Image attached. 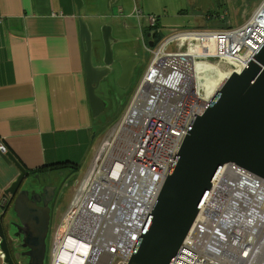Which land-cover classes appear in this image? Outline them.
I'll return each mask as SVG.
<instances>
[{
    "label": "built area",
    "instance_id": "built-area-1",
    "mask_svg": "<svg viewBox=\"0 0 264 264\" xmlns=\"http://www.w3.org/2000/svg\"><path fill=\"white\" fill-rule=\"evenodd\" d=\"M135 13L140 16L138 10ZM148 20L151 25L155 22L154 17ZM263 44L264 0L238 26L175 32L160 41L120 119L103 137L89 177L61 218L50 264H57L55 254L67 232L61 233L62 225L69 218L73 224L79 212L85 215L95 209L101 211L93 225L95 236L75 237L85 247L79 256L82 264L127 263L193 118L204 112L222 83L231 73L241 72ZM206 96L209 99L204 100ZM118 153L129 154L110 186V168L118 163ZM6 154L0 141V156ZM247 174L262 190L264 180ZM95 180L100 187L94 188ZM237 192L214 193L210 207L215 213L206 215L205 222L194 219L171 264H264V219L254 204L259 199L249 204V212L248 205L229 203L231 194L242 198ZM258 198L260 204L264 197ZM250 243L252 251L245 255L243 249Z\"/></svg>",
    "mask_w": 264,
    "mask_h": 264
},
{
    "label": "crops",
    "instance_id": "crops-1",
    "mask_svg": "<svg viewBox=\"0 0 264 264\" xmlns=\"http://www.w3.org/2000/svg\"><path fill=\"white\" fill-rule=\"evenodd\" d=\"M103 1L81 0L78 7L75 0H0V141L26 171L17 199L26 210L24 218L16 205L7 206L10 197L5 194L19 171L7 154L0 156V215L6 211L2 225L15 264H22L21 257L25 256L27 264H41L38 253H42V258L45 255L46 239L52 236L50 206L57 195L55 184H48L51 170L61 171L62 176L72 180L86 164L88 170L93 147L98 143L97 116L91 114L85 88L79 20L89 30L97 28L98 32L102 26H108L111 36L133 33L137 43L147 48L146 33L160 30L158 15H165L168 7V0H154L159 8L146 0H105L109 14L96 16L95 9ZM198 1L180 0L177 16L184 14L196 21L203 20V27L198 30L224 29L217 21H208V12L197 10ZM261 2L258 0L250 8L249 15L240 13L242 0L229 4L234 18L239 20L234 26L248 20ZM181 3L189 8H182ZM96 17H103L106 22L99 25L93 21ZM150 17L155 18L153 25ZM115 39L112 36L111 41L117 44ZM147 50L151 53L153 48ZM130 51L124 55L138 59ZM62 163H67L66 168H53ZM73 198H63L59 221ZM39 224H45V233L40 231ZM0 264H4L1 259Z\"/></svg>",
    "mask_w": 264,
    "mask_h": 264
},
{
    "label": "water",
    "instance_id": "water-1",
    "mask_svg": "<svg viewBox=\"0 0 264 264\" xmlns=\"http://www.w3.org/2000/svg\"><path fill=\"white\" fill-rule=\"evenodd\" d=\"M75 3L80 7L81 0ZM101 33L103 67L93 65L91 32L79 20L82 68L93 117L103 108L96 89L113 63L110 27L102 26ZM137 61L132 57L118 61L120 87L129 84ZM6 156L19 171L5 192L10 197L7 206L16 205L25 218L26 210L17 199L26 171L10 153ZM224 166H233L264 180V44L241 72L231 73L222 83L204 112L193 118L126 264H171ZM5 213L0 215V252L4 264H15L2 225ZM39 244L42 246L41 240ZM37 258L42 261L41 252Z\"/></svg>",
    "mask_w": 264,
    "mask_h": 264
},
{
    "label": "rangeland",
    "instance_id": "rangeland-1",
    "mask_svg": "<svg viewBox=\"0 0 264 264\" xmlns=\"http://www.w3.org/2000/svg\"><path fill=\"white\" fill-rule=\"evenodd\" d=\"M146 1L147 4L155 5L157 8L160 7V5L158 6V4L153 2L154 0H146ZM175 1H177V4ZM238 1L239 0H237V2ZM257 1L258 0H242V3L239 7L240 13L249 15L250 8ZM233 3L234 0H199L196 6L198 7L197 8L198 11L200 10V8H202L201 11L202 13L208 12L207 14L209 16L208 21L211 20H212L211 22L217 21L219 26L225 28V27H233L234 25H237V23L239 22V20L234 18L232 11H230L229 9V4L233 5ZM181 4H182V8L184 9L189 8V6H187L185 3H181ZM106 5L107 4L105 3L104 0L95 9V15L104 16L105 14H109ZM177 5H180V0H168V5H167L168 7L166 10H164L165 15L163 16L160 14L158 15L161 17L160 31L163 37H168L175 32L195 31L198 30L197 28L203 27V20L201 19L200 21H196L195 18H192L189 15H188L189 17L185 16L184 14L177 16L178 10L180 8ZM93 21L99 22V25L100 22H106L105 18L103 17H96L93 19ZM240 22L242 21L240 20ZM199 24L201 25L200 27ZM101 25H104V23H101ZM124 34L125 33L117 35L115 39V42L117 44H114L111 41L110 47L112 51H114V48L117 49L118 47H120L121 48L120 52H122V54H124V52L127 51L128 49H132V51L134 52L133 54H136L140 60L137 73L135 74V76L132 78V80L129 82L128 85L124 87H120L119 85L120 75L119 76L116 75L118 74L117 73L118 69H116L115 75L106 77L107 79L102 80L98 88L96 89V95L99 97V99L103 101L104 108L102 112L97 115L96 118L95 137H98V139L95 143L98 142L99 144L97 143L98 146L96 145L93 147L92 156H91L92 159L90 160L91 162L88 170H87L88 164H86L85 165L86 168L84 167L85 169L83 168L84 170L82 169L79 172L80 174L74 177L72 180L68 179L66 175L62 176L61 171L57 172L55 170L54 171L51 170L48 184H55L57 195L50 206L52 207V220L50 226L52 236L50 235L48 239H46V243H45L46 249H45L43 264H49L50 261V249L52 245L51 243L53 242L55 231L59 225L58 223H60L59 218L57 216L62 212L64 207V203L62 201L63 198L69 197V195L75 198L81 188V185L83 184V181H85V179L89 177V172L91 171V167L95 163V158L97 157L99 153V149L104 142L103 137L107 132H109V130H111L115 126L117 121L120 119L122 113L124 112L125 108L127 107L134 93L137 84L141 79L144 70L149 64L151 53L147 50V48H145L142 45V43L139 42L137 43L136 36L132 35L133 33H128L127 31V33L125 35ZM129 37L131 38V40L124 39ZM214 66L217 67L216 65Z\"/></svg>",
    "mask_w": 264,
    "mask_h": 264
},
{
    "label": "bare ground",
    "instance_id": "bare-ground-1",
    "mask_svg": "<svg viewBox=\"0 0 264 264\" xmlns=\"http://www.w3.org/2000/svg\"><path fill=\"white\" fill-rule=\"evenodd\" d=\"M188 42V40H186ZM186 43L184 42V45ZM190 43H187V46H189ZM159 59L158 61H160ZM227 68V66H226ZM229 68V67H228ZM239 70V69H238ZM198 79V78H197ZM213 87L209 89L211 91ZM209 99V96L204 97V100ZM183 143V142H182ZM120 154V159H118V163L114 165V167L110 168V178H108L107 183L110 186L114 185V180L117 179L121 167L124 164L123 159L127 160L128 154L129 153H118ZM175 161V160H174ZM109 172V173H110ZM108 173V174H109ZM104 174V173H103ZM107 174V175H108ZM248 174L246 171L235 168L233 166H224L220 173L217 175L214 183L212 184V190L210 191V194H208L207 198L204 200L202 206H200V211H198L197 216H196V221H203L205 222L207 216L210 213H215V209L211 208L210 206H213L211 201L213 200L214 193L218 192H237L240 197L238 198L237 196L230 195L229 203L235 207V204L239 205H248V210L252 207L249 204H252L254 200H262V198H258L263 196L264 197V185L262 186V190L255 187V184L247 178ZM99 182L97 180L94 181V188H98ZM210 188V189H211ZM78 194V193H77ZM228 196V195H227ZM102 197H105L107 199V194L103 193ZM74 199V198H73ZM242 199V200H241ZM259 200L255 203V207L262 211V217L264 219V200L259 204ZM95 212L88 213L86 212L85 215L81 212L78 213L77 219L73 222V224L70 225V218L68 223L62 225L61 228V233L62 232H67L64 234V236L60 240V244L58 247V250L56 251L55 258L57 259V264H82V261L80 259V253L83 252V248L85 247L82 244H78L76 238H87V239H92L95 235L93 232V225L96 224L97 222V217L100 214V210L95 209ZM252 210H249L251 212ZM98 212V213H96ZM206 213V214H205ZM207 215V216H206ZM246 217H243L242 220H245ZM110 225L112 224V221L108 222ZM191 227V226H190ZM190 229V228H189ZM103 231L106 232L104 229ZM189 231V230H188ZM264 238V234H263ZM262 238V239H263ZM263 245H264V240H262ZM252 246L253 244L250 243L248 244L243 251L248 252V255L252 251Z\"/></svg>",
    "mask_w": 264,
    "mask_h": 264
},
{
    "label": "flooded vegetation",
    "instance_id": "flooded-vegetation-1",
    "mask_svg": "<svg viewBox=\"0 0 264 264\" xmlns=\"http://www.w3.org/2000/svg\"><path fill=\"white\" fill-rule=\"evenodd\" d=\"M90 31H91V44H92V52H91L92 63H93V65L103 67L104 44H103V40H102L101 29H99V32H98L97 28H92ZM93 32H95V33H93ZM96 34H99V35L96 36ZM146 35H147V41H146L147 42L146 43L147 49H152V48L154 49L162 37L160 30L158 28L152 29V30L148 31V33H146ZM112 36L114 38H116V35H112ZM120 51H121L120 47H118L117 49L114 48V51H112L113 63L111 66L108 67L109 75H107V77H110L111 75H115L116 69H118L117 71L120 74L121 71H120V68L118 66V61L120 59H123V58H130L131 57L130 55L125 56L124 55L125 52H124V54H122V52H120ZM131 51H132V49H131ZM132 53H134V52H132ZM121 55L123 56V58L121 57ZM139 63H140V60L138 58L137 63L133 67L132 76L130 78V81L132 80V78L137 73ZM39 228L41 229L40 231H42V229H44L43 233H45V230H46L45 224L44 225L39 224ZM19 246H20V244H19ZM22 260H23L22 264H27V262H26L27 256L21 257V261ZM43 261H44V256L42 258L41 264H43Z\"/></svg>",
    "mask_w": 264,
    "mask_h": 264
},
{
    "label": "trees",
    "instance_id": "trees-1",
    "mask_svg": "<svg viewBox=\"0 0 264 264\" xmlns=\"http://www.w3.org/2000/svg\"><path fill=\"white\" fill-rule=\"evenodd\" d=\"M163 38V36L161 37V39ZM160 39V40H161ZM55 167H53V168H66L65 166H67V163H62V164H57V165H54ZM74 170H76V169H74Z\"/></svg>",
    "mask_w": 264,
    "mask_h": 264
}]
</instances>
